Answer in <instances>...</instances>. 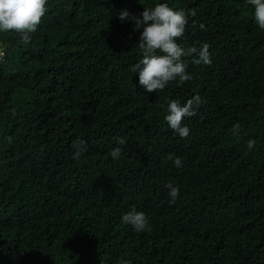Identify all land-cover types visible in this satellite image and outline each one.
I'll return each mask as SVG.
<instances>
[{
  "label": "trees",
  "instance_id": "16d2710c",
  "mask_svg": "<svg viewBox=\"0 0 264 264\" xmlns=\"http://www.w3.org/2000/svg\"><path fill=\"white\" fill-rule=\"evenodd\" d=\"M158 3L186 13L177 43L206 42L212 63L186 57L189 81L147 93L131 71L140 31L119 13L140 17ZM46 9L29 42L0 33V264H264V30L254 7L47 0ZM196 95L181 138L164 119L168 103ZM75 141L86 144L79 159ZM133 208L150 231L123 223Z\"/></svg>",
  "mask_w": 264,
  "mask_h": 264
},
{
  "label": "clouds",
  "instance_id": "9594fccd",
  "mask_svg": "<svg viewBox=\"0 0 264 264\" xmlns=\"http://www.w3.org/2000/svg\"><path fill=\"white\" fill-rule=\"evenodd\" d=\"M47 0H0V33L14 32L19 34L24 42L32 39L31 34L37 31L44 17ZM254 7V18L261 30H264V0H247ZM131 18L134 23V31H140L138 38L139 48L142 50V58L131 66V71L138 74V83L147 93L163 91L172 81L181 83L189 81L192 77L187 73L188 67L184 58L193 57L192 63L211 65L210 45L202 43L199 47L184 48L177 43L183 37L187 24L186 13L183 10H174L167 3H158L153 8H144L140 17L131 16L127 10L119 13V19L124 21ZM157 52L161 54H157ZM2 55V54H0ZM202 103L199 95L187 100L181 105L176 100L168 103L167 114L164 119L168 126L181 138H187L190 129L182 126L185 118L193 117ZM233 135L240 131V124L233 125ZM126 140L120 138L119 145H124ZM73 159H79L86 151L84 141L73 143ZM255 141H248V148L253 149ZM122 147H115L109 155L113 160L121 157ZM168 160H172L175 167L183 166L180 157L169 154ZM170 202L175 203L179 196L178 186L168 183ZM123 223L131 225L136 232L150 231V225L144 212L133 210L122 217ZM120 264H130L127 260Z\"/></svg>",
  "mask_w": 264,
  "mask_h": 264
},
{
  "label": "rangeland",
  "instance_id": "374dc122",
  "mask_svg": "<svg viewBox=\"0 0 264 264\" xmlns=\"http://www.w3.org/2000/svg\"><path fill=\"white\" fill-rule=\"evenodd\" d=\"M3 53V50L0 48V54H2ZM0 57H1V55H0Z\"/></svg>",
  "mask_w": 264,
  "mask_h": 264
}]
</instances>
